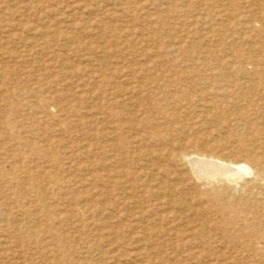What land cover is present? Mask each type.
Here are the masks:
<instances>
[{"label": "rangeland", "instance_id": "rangeland-1", "mask_svg": "<svg viewBox=\"0 0 264 264\" xmlns=\"http://www.w3.org/2000/svg\"><path fill=\"white\" fill-rule=\"evenodd\" d=\"M0 264H264V0H0Z\"/></svg>", "mask_w": 264, "mask_h": 264}, {"label": "bare ground", "instance_id": "bare-ground-1", "mask_svg": "<svg viewBox=\"0 0 264 264\" xmlns=\"http://www.w3.org/2000/svg\"><path fill=\"white\" fill-rule=\"evenodd\" d=\"M226 78V77H225ZM250 117V116H249ZM260 129V128H259ZM258 129V130H259ZM260 131V130H259ZM19 148V147H18ZM261 151V150H260ZM247 153V152H246ZM25 154V153H24ZM178 158H181V157H185V159H187V157L189 158L190 155L187 154V153H182L181 155L178 154L177 156ZM244 157V155H243ZM191 159V158H190ZM193 159V158H192ZM240 159V158H239ZM250 162L253 161V159H248ZM188 161V160H187ZM189 163H191V170L194 172V174L198 177H202L204 179L206 178H216L218 179L220 176L224 175L226 172H231L232 170L224 165H220V164H216V162H211L209 160H197V159H194V160H189ZM239 166V165H238ZM239 169V168H238ZM240 170V169H239ZM244 171H247V168H244L243 169ZM233 173H234V170H233ZM245 173V174H247ZM28 174V173H27ZM234 175V174H233ZM29 178V177H28ZM18 179V178H17ZM141 180V179H140ZM31 182V181H30ZM34 188L32 187V190ZM240 190V189H239ZM34 191V190H33ZM31 192V190H30ZM33 193V192H31ZM238 194V193H237ZM33 195V194H32ZM176 196V195H174ZM37 200L40 201V198L37 197ZM39 203V202H38ZM88 212V211H87ZM64 243V242H63Z\"/></svg>", "mask_w": 264, "mask_h": 264}]
</instances>
